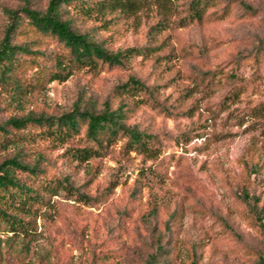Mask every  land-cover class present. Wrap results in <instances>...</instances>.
<instances>
[{"label": "rangeland", "instance_id": "374dc122", "mask_svg": "<svg viewBox=\"0 0 264 264\" xmlns=\"http://www.w3.org/2000/svg\"><path fill=\"white\" fill-rule=\"evenodd\" d=\"M186 2L170 0L169 23L156 35L150 28L162 14L154 0L99 25L97 36L111 48L157 46L123 66L78 68L23 96L0 91V121L74 104L99 110L130 75L155 98L136 92L126 120L149 135L152 149H131L127 135L86 160L66 150L77 140L0 148V160L21 147L62 178L29 229L0 221V264H264L255 215L264 222V0H215L192 20ZM25 3L44 8L47 0H0V37L6 9ZM250 144L263 165L246 181Z\"/></svg>", "mask_w": 264, "mask_h": 264}, {"label": "trees", "instance_id": "16d2710c", "mask_svg": "<svg viewBox=\"0 0 264 264\" xmlns=\"http://www.w3.org/2000/svg\"><path fill=\"white\" fill-rule=\"evenodd\" d=\"M154 1L162 16L150 28L152 35L168 25L165 12L170 9V0ZM214 2L187 0L185 16L190 20L202 19ZM242 4L244 11L255 9L247 2ZM140 5L141 0H47L44 8L27 3L7 8L0 37V91L11 96L27 95L44 87L46 82L67 79L78 68L123 66L135 54L156 49L154 45L111 48L105 44V38L96 34L99 25L131 14ZM92 21L98 22L97 25L86 29L80 26ZM138 91L155 99L142 80L130 75L109 93L99 110L74 104L58 114L11 115L0 121V148L15 141L54 146L77 140L78 144L69 145L66 150L73 159L86 160L104 153L118 135H127L126 144L131 149H152L149 135L126 123L138 106L139 98L134 96ZM252 147L250 144L248 155L243 158L242 176L246 181L263 165ZM21 150L20 147L0 160V221L9 223L12 229L26 231L40 205L61 186L62 178L50 174L39 158H25ZM246 181L240 186L244 199L250 197ZM255 215L264 232L261 214L257 211Z\"/></svg>", "mask_w": 264, "mask_h": 264}]
</instances>
